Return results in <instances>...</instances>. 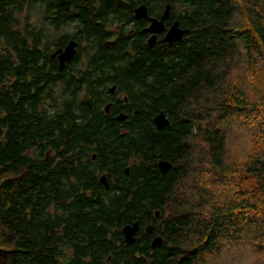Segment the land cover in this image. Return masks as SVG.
I'll use <instances>...</instances> for the list:
<instances>
[{"label": "trees", "instance_id": "1", "mask_svg": "<svg viewBox=\"0 0 264 264\" xmlns=\"http://www.w3.org/2000/svg\"><path fill=\"white\" fill-rule=\"evenodd\" d=\"M140 2L157 16L170 3L168 21L189 29L177 50H161L160 39L142 55L176 110L167 151L160 148L172 167L142 180L149 172L138 164L129 189L81 196L74 154L60 146L63 126L76 118L50 105L57 79L45 69L54 42L42 15L97 13L106 23L112 13L121 22ZM33 11L41 18L25 16ZM87 31L102 39L100 25ZM115 47L89 59H123L127 51ZM236 66L264 72V0H0V264H204L225 242L250 245L253 264H264V87L229 82ZM244 131L252 152L231 160L228 143ZM154 208L164 243L123 244V226Z\"/></svg>", "mask_w": 264, "mask_h": 264}, {"label": "flooded vegetation", "instance_id": "2", "mask_svg": "<svg viewBox=\"0 0 264 264\" xmlns=\"http://www.w3.org/2000/svg\"><path fill=\"white\" fill-rule=\"evenodd\" d=\"M141 4L146 3L140 2L134 10ZM134 10L127 20L121 22H111V13L106 23L96 19L104 16L97 13L60 11L42 15L40 24L49 36L46 41L54 42L49 51L51 61L45 69L57 79L56 91L53 92L57 96L50 105L76 118L74 125L63 126L60 146L61 153L72 151L74 154L75 189L81 196L89 195L97 188L102 189L104 198L113 188L129 189L132 171L138 164L145 165L149 172L143 175L142 180H149L156 171L166 174L172 167L171 160L162 156L160 148L167 151L165 142L176 124V110L166 107L167 98L163 91L168 88L156 85V82L165 79L153 76L154 65L142 56L151 36L143 29L150 24V20L138 18ZM161 14L150 16L160 17ZM37 15L25 16L41 18ZM66 17L70 18V22L67 23ZM169 17L156 43L149 46H157L161 39V50H177L178 41L188 32L182 39L169 42L166 33L175 21L179 22L178 19L168 21ZM97 25L103 28V34L102 39L95 42L93 33L87 29H94ZM179 27L188 29L180 22ZM70 42L74 43L75 50L70 60L62 63L58 56L52 57L55 51L65 49ZM115 46H123L127 51L123 59H89L93 51L113 49ZM160 114L164 115L168 124H157L156 118ZM59 159L64 161L66 157ZM161 160L171 163L166 173L160 168ZM152 212L142 223L138 220L140 230L134 242L128 243L123 234V244L142 242L153 247L152 241L156 236H161L164 243V236L157 230L161 221L156 217L161 211L154 208ZM147 226L153 227L151 232L147 231Z\"/></svg>", "mask_w": 264, "mask_h": 264}, {"label": "rangeland", "instance_id": "3", "mask_svg": "<svg viewBox=\"0 0 264 264\" xmlns=\"http://www.w3.org/2000/svg\"><path fill=\"white\" fill-rule=\"evenodd\" d=\"M31 16H34V11L30 13ZM32 18V17H31ZM34 19V18H32ZM233 71L230 73L229 82H236L244 85L249 91L258 90L260 88L264 87V72L261 74L259 72L257 73H251V71L244 70L241 66L237 68L233 67ZM259 79V86H255L256 82ZM162 117V116H160ZM162 120L165 121L163 118ZM243 132V131H242ZM246 131H244L243 134L237 136L232 140V142L229 141L228 145L230 147V159L232 160L234 158H244L248 152H252V136L250 134H245ZM247 154V155H248ZM203 175V174H202ZM201 174L198 175L196 179H194L196 176L194 174L193 176V182L198 180L201 176ZM210 181V178H209ZM211 188V185H210ZM189 192H192V187L188 186L186 188ZM219 189L216 186L212 187V192H216ZM188 192V193H189ZM190 196V195H189ZM179 197H182L180 195ZM193 201V196L187 198L189 201ZM257 252L254 251V249L245 243H239V244H233L229 242H225L223 244V247L219 253H213V254H207L205 256V263L204 264H253V262L258 258Z\"/></svg>", "mask_w": 264, "mask_h": 264}, {"label": "water", "instance_id": "4", "mask_svg": "<svg viewBox=\"0 0 264 264\" xmlns=\"http://www.w3.org/2000/svg\"><path fill=\"white\" fill-rule=\"evenodd\" d=\"M171 5L170 3H167L165 5V9L163 11V13L161 14L160 17L157 16H150L149 11H148V7L146 4H141L139 6H137L134 10L136 16L138 18H146L150 20V24L145 27L143 29L144 32H149L151 33V36L148 39V43L149 45H153L156 43L157 38H158V34L161 33L164 29H165V20L169 17L170 13H171ZM174 30V31H173ZM186 32H189V29H182L179 27V22L175 21L171 27L168 29L167 33H166V39L169 42H173L175 40H180L183 38L184 34ZM74 43L70 42L65 49H58L57 51H55L52 54V57H59V60L63 63L66 60H70L73 55H74ZM162 116V117H160ZM164 117L163 114H160L157 116L156 121L157 124L159 126H164L166 124H168L167 120L165 119L162 120ZM160 168L161 170L166 173L170 166L171 163L169 161H165V160H161L160 161ZM153 227L152 226H147V231H152ZM140 230V223L138 220L132 222V223H127L123 226L122 231L123 234L125 235V238L127 240L128 243H133L134 240L136 239V234L139 232ZM163 242V238L161 236H156L153 241H152V246H159L161 245Z\"/></svg>", "mask_w": 264, "mask_h": 264}, {"label": "bare ground", "instance_id": "5", "mask_svg": "<svg viewBox=\"0 0 264 264\" xmlns=\"http://www.w3.org/2000/svg\"><path fill=\"white\" fill-rule=\"evenodd\" d=\"M174 31V30H173Z\"/></svg>", "mask_w": 264, "mask_h": 264}]
</instances>
